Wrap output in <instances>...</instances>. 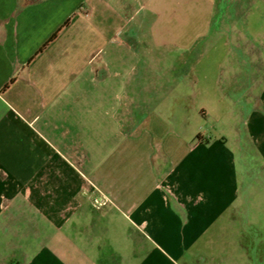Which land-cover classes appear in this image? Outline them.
Returning <instances> with one entry per match:
<instances>
[{
    "label": "crops",
    "instance_id": "crops-1",
    "mask_svg": "<svg viewBox=\"0 0 264 264\" xmlns=\"http://www.w3.org/2000/svg\"><path fill=\"white\" fill-rule=\"evenodd\" d=\"M144 4L157 7L0 0V264H188L239 201L240 166L264 174V56L257 70L228 38L211 79L215 122L239 128L244 107L242 129L176 135L147 109L143 54L127 49Z\"/></svg>",
    "mask_w": 264,
    "mask_h": 264
},
{
    "label": "rangeland",
    "instance_id": "rangeland-1",
    "mask_svg": "<svg viewBox=\"0 0 264 264\" xmlns=\"http://www.w3.org/2000/svg\"><path fill=\"white\" fill-rule=\"evenodd\" d=\"M214 1L154 0L157 7L152 9L150 4H144L138 9L137 27L129 25L127 39L131 42L127 49H138L143 54L137 64V79L147 109L167 123L172 133L187 139H195L210 127L232 134L235 128H243L244 107L239 128L224 119L215 122L220 113L213 90L216 94L218 88L216 84L212 86L211 79L220 67L221 57L228 52V38L239 47L240 56H250L257 70L263 68L260 56H264V45L260 42L264 39V0H239L243 10L235 18L232 16L235 24L228 26V30L221 27L217 16L224 9L223 2L218 0L214 7ZM229 22L232 23L231 17ZM107 114L105 109L101 117ZM256 130L255 147L259 148L264 145V125ZM99 135L103 137L102 128ZM226 139L230 145L236 142L234 136ZM253 243H258L256 260L264 264L263 173L243 188L234 210L198 239L184 258L189 260L188 264H256L252 262L254 253L250 256L247 249Z\"/></svg>",
    "mask_w": 264,
    "mask_h": 264
},
{
    "label": "flooded vegetation",
    "instance_id": "flooded-vegetation-1",
    "mask_svg": "<svg viewBox=\"0 0 264 264\" xmlns=\"http://www.w3.org/2000/svg\"><path fill=\"white\" fill-rule=\"evenodd\" d=\"M230 3H232V5H229L228 0H225V2L223 3L224 9H221V11H219V18H220V22H221L220 25L221 26L224 25L225 27H228V26H231L232 24H235V19H234L236 17L235 15L240 14L241 10H243V8L240 7L241 5H240L239 0H234L233 2H230ZM243 7H245V5ZM230 17H231L232 23L229 22ZM223 22H225L226 24H224ZM250 75H252V74H250ZM251 78H253V77H251ZM242 171H243V175H244V184H243L244 187H246L250 181H252L256 177H258L259 174H261V173H257V171L252 170L250 168V166H248L246 164H243ZM255 255H258V253L255 254V252H254V254H253V257L256 258Z\"/></svg>",
    "mask_w": 264,
    "mask_h": 264
},
{
    "label": "trees",
    "instance_id": "trees-1",
    "mask_svg": "<svg viewBox=\"0 0 264 264\" xmlns=\"http://www.w3.org/2000/svg\"><path fill=\"white\" fill-rule=\"evenodd\" d=\"M234 0H228V2L230 3V2H233ZM221 2H225V0H221ZM220 9V8H219ZM217 16L219 17V12L217 13ZM219 28V27H218ZM217 28V29H218ZM215 31H216V28H215ZM240 56V55H239ZM244 56V54H242L240 57H243ZM239 58V57H238ZM250 83H251V81L249 80L248 82H247V87L250 85ZM200 136H197L196 137V140H198V141H200ZM206 144H208V143H206Z\"/></svg>",
    "mask_w": 264,
    "mask_h": 264
}]
</instances>
